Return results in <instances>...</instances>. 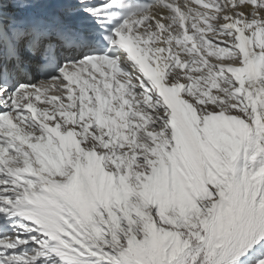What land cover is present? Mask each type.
Wrapping results in <instances>:
<instances>
[{"label":"snow or ice","instance_id":"snow-or-ice-1","mask_svg":"<svg viewBox=\"0 0 264 264\" xmlns=\"http://www.w3.org/2000/svg\"><path fill=\"white\" fill-rule=\"evenodd\" d=\"M0 264H264V0H0Z\"/></svg>","mask_w":264,"mask_h":264}]
</instances>
